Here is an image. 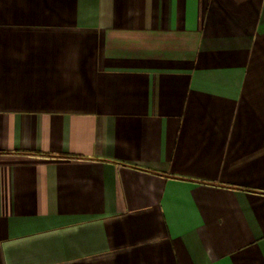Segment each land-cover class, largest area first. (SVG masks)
I'll list each match as a JSON object with an SVG mask.
<instances>
[{
	"label": "crops",
	"instance_id": "1",
	"mask_svg": "<svg viewBox=\"0 0 264 264\" xmlns=\"http://www.w3.org/2000/svg\"><path fill=\"white\" fill-rule=\"evenodd\" d=\"M0 264H264V0H0Z\"/></svg>",
	"mask_w": 264,
	"mask_h": 264
}]
</instances>
